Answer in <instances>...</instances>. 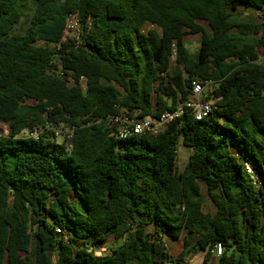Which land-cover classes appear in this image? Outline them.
<instances>
[{"label":"trees","instance_id":"16d2710c","mask_svg":"<svg viewBox=\"0 0 264 264\" xmlns=\"http://www.w3.org/2000/svg\"><path fill=\"white\" fill-rule=\"evenodd\" d=\"M241 9L264 21V0H0V264H184L191 247L209 264L218 242L220 264H264V190L243 163L264 182V23L238 20ZM73 12L78 45L61 42ZM194 76L221 97L201 121L188 112L123 141L98 123L158 118L188 100ZM46 121L74 127L72 139L22 136Z\"/></svg>","mask_w":264,"mask_h":264},{"label":"built area","instance_id":"2783aa9c","mask_svg":"<svg viewBox=\"0 0 264 264\" xmlns=\"http://www.w3.org/2000/svg\"><path fill=\"white\" fill-rule=\"evenodd\" d=\"M90 22L91 20L89 19L88 23L91 26ZM82 31L83 23L80 19L79 13H69L65 19V30L61 42L69 40L76 45L80 44ZM61 42L50 44V47L59 49L61 47ZM259 61L264 63V58L260 57ZM56 72L59 76L66 77L69 80V84L73 83V79L69 76L67 77L61 69ZM79 85L83 91L86 90L87 78L85 76H80ZM216 89L217 84L213 80H200L194 76L188 100L185 103L178 105L173 110L165 111L158 118L152 116L139 118L135 114L122 112L119 114H110L105 118L99 119L98 123H105L111 126L115 131L116 139L119 141L127 140L138 135L156 136L167 129L172 122L188 112L192 114L196 121H201L207 118L217 108L215 103L221 99V97H214ZM207 97H210L211 99L208 100ZM73 134L74 127L70 125L65 123L53 124L46 121L44 124L34 127L31 131H25L22 133V136L39 139L45 135L48 140L52 141L58 140L61 137L64 140H71ZM180 147L181 144L178 146L177 155L179 154ZM243 163L244 169L252 179L254 185L264 190V182L253 160L245 159L243 160ZM57 231L61 233V230ZM69 237V234L64 233L63 239L67 244H70ZM213 250L216 256L220 257L224 252V246L222 243L218 242L214 244ZM104 253H107L106 248L98 249L96 251L97 255H102Z\"/></svg>","mask_w":264,"mask_h":264},{"label":"rangeland","instance_id":"374dc122","mask_svg":"<svg viewBox=\"0 0 264 264\" xmlns=\"http://www.w3.org/2000/svg\"><path fill=\"white\" fill-rule=\"evenodd\" d=\"M29 8H30V6L28 5L27 13L30 14L32 10ZM235 17L238 20L255 21L257 23H264V21L259 18V15L255 11H252V10L241 9L235 13ZM25 24H26V21L24 18L23 21L21 22V24L18 26L17 32L21 33L26 27ZM200 24L202 26H204V28L206 30H209V26H208L207 22L200 21ZM150 28H153V26L148 25L144 28V30L148 31ZM200 38H201L200 34L187 35L185 37L186 45H187V47L191 53L197 52L199 45H200ZM259 54H260L261 58H264V49H259ZM7 132H8V126L6 124L0 122V133L6 134ZM58 140L59 141L63 140V138L61 137ZM188 157H189V152H188L187 148H184L183 146H181L179 149V154H178V168H180V169L184 168L185 164L188 161ZM202 192L205 196L204 210L207 212V211L212 209V203L208 198L207 189L205 186H202ZM120 243H121V241H115L114 238H111L109 246L111 247V246H114V244H120ZM182 249H183V244H182V242H180L176 246V248H174L170 251L175 260L177 258H179V255H180V252ZM190 250L191 251L186 255L184 264H204V256H205L204 252L202 250H200L199 248L193 249L191 247ZM98 255H100V254H98ZM209 264H220V263L218 260L211 258Z\"/></svg>","mask_w":264,"mask_h":264},{"label":"crops","instance_id":"0c3cea01","mask_svg":"<svg viewBox=\"0 0 264 264\" xmlns=\"http://www.w3.org/2000/svg\"><path fill=\"white\" fill-rule=\"evenodd\" d=\"M233 150H234V152H236V154H237V150H236V148H232ZM188 150V152H189V155H190V153H191V151L189 150V149H187ZM189 158V157H188ZM211 258H214V259H216V260H218L219 261V257L218 256H216V254H215V252H214V250H212V257Z\"/></svg>","mask_w":264,"mask_h":264},{"label":"water","instance_id":"95a60500","mask_svg":"<svg viewBox=\"0 0 264 264\" xmlns=\"http://www.w3.org/2000/svg\"><path fill=\"white\" fill-rule=\"evenodd\" d=\"M71 144V143H70Z\"/></svg>","mask_w":264,"mask_h":264}]
</instances>
